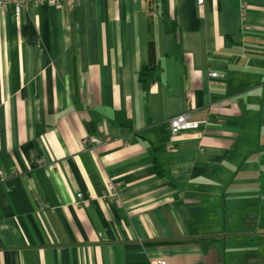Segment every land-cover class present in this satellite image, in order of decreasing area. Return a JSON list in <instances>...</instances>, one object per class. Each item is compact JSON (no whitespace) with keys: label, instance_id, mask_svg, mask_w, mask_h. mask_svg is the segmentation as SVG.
<instances>
[{"label":"crops","instance_id":"1","mask_svg":"<svg viewBox=\"0 0 264 264\" xmlns=\"http://www.w3.org/2000/svg\"><path fill=\"white\" fill-rule=\"evenodd\" d=\"M0 172V264H264V0L0 9Z\"/></svg>","mask_w":264,"mask_h":264},{"label":"built area","instance_id":"2","mask_svg":"<svg viewBox=\"0 0 264 264\" xmlns=\"http://www.w3.org/2000/svg\"><path fill=\"white\" fill-rule=\"evenodd\" d=\"M81 0H0V9L5 7H11L16 16H19L22 10L28 5H39V4H48V5H62L74 7ZM199 5H203L204 0H198ZM213 76H216L217 73L213 72ZM206 121L194 120L190 117L188 113L180 114L173 117L170 121V129L173 135L178 134L181 131L194 130L198 129L202 124H205ZM99 142V139H96ZM2 177V173L0 172ZM123 184L121 181L110 180L105 185L104 197L115 199L121 196L123 192ZM158 264H166L164 259L157 261Z\"/></svg>","mask_w":264,"mask_h":264},{"label":"trees","instance_id":"3","mask_svg":"<svg viewBox=\"0 0 264 264\" xmlns=\"http://www.w3.org/2000/svg\"><path fill=\"white\" fill-rule=\"evenodd\" d=\"M149 52H150V56H151V60L148 66H143L141 67V69L138 72V80L141 83H144L146 81H150L154 79V75H155V70L153 69L154 67V52H155V45H154V41L152 36H150L149 39ZM161 167L158 165V163L155 164V169L157 171L158 174H162V169H160Z\"/></svg>","mask_w":264,"mask_h":264},{"label":"rangeland","instance_id":"4","mask_svg":"<svg viewBox=\"0 0 264 264\" xmlns=\"http://www.w3.org/2000/svg\"><path fill=\"white\" fill-rule=\"evenodd\" d=\"M53 6H60L61 7L62 5H53ZM88 141L96 143V139L95 138H92V139L88 138L87 140H85V142H88ZM40 161L42 162L43 160H40ZM1 173H2V178H3L4 173L3 172H1Z\"/></svg>","mask_w":264,"mask_h":264}]
</instances>
